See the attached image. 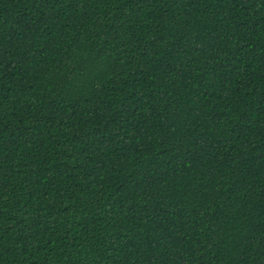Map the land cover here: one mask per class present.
Wrapping results in <instances>:
<instances>
[{
    "label": "trees",
    "instance_id": "trees-1",
    "mask_svg": "<svg viewBox=\"0 0 264 264\" xmlns=\"http://www.w3.org/2000/svg\"><path fill=\"white\" fill-rule=\"evenodd\" d=\"M0 264H264V0H0Z\"/></svg>",
    "mask_w": 264,
    "mask_h": 264
}]
</instances>
